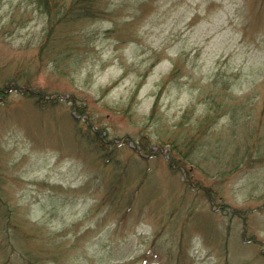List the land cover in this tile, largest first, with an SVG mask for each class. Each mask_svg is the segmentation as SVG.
I'll use <instances>...</instances> for the list:
<instances>
[{"label": "rangeland", "instance_id": "374dc122", "mask_svg": "<svg viewBox=\"0 0 264 264\" xmlns=\"http://www.w3.org/2000/svg\"><path fill=\"white\" fill-rule=\"evenodd\" d=\"M46 4L0 0V264H264V0Z\"/></svg>", "mask_w": 264, "mask_h": 264}, {"label": "trees", "instance_id": "16d2710c", "mask_svg": "<svg viewBox=\"0 0 264 264\" xmlns=\"http://www.w3.org/2000/svg\"><path fill=\"white\" fill-rule=\"evenodd\" d=\"M40 1V8L44 9L46 15L48 17L51 18L50 16V11H52L53 8H49L48 4H46V2L48 0H39ZM86 3H83L82 6H85ZM87 6V5H86ZM62 9V7H60ZM55 11L56 12H53L54 15H58L60 16L61 14L59 13V11H57L58 7H55ZM60 9V10H61ZM68 15V14H67ZM62 17H65V15H61ZM174 73V72H173ZM173 73L170 74V77L173 75ZM23 96L27 97V98H31L33 100H35V102L37 103L38 106H41L42 103H47V102H53V100H49L47 98L46 95H42V94H36L34 92H32V90L30 89H26V90H23L22 92ZM264 101V100H263ZM153 114V111L151 113V115ZM247 116H239V113L238 112H235L233 114L232 117H230V120L232 122V124H236L237 121H239L241 118H246ZM211 120L212 118L210 116H207L204 118V121L202 122V127L199 129L198 133H197V136L195 137H190V140L187 141L186 144H184L182 147H178L177 144H172L170 145V148L172 149L173 153H175L174 157H169V169L171 171H174L175 170H179L180 171H184L183 170V167H186V170L184 172V176H185V179L188 183L189 186L191 187H194V184L192 182H190V173L193 171L192 168L194 167V165H197V162H195V156H194V152L196 151V143L198 142V139L201 138V135H204L205 132L207 131V129L211 126ZM88 125V123H87ZM91 125V124H90ZM251 136L254 135L253 134H250ZM92 142H94V140L92 139L91 140ZM257 142L254 143V146L255 148H257ZM150 154V153H148ZM147 155V154H145ZM260 156H263L264 158V150L260 151L259 153ZM248 157V156H247ZM250 158V157H248ZM260 158V157H258ZM250 160V159H248ZM203 194H205L207 196V198L209 197V189L208 188H203ZM210 199V197H209ZM230 213H231V210H230Z\"/></svg>", "mask_w": 264, "mask_h": 264}]
</instances>
